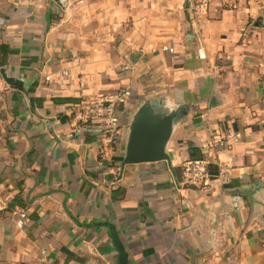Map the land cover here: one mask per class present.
<instances>
[{
	"label": "crops",
	"instance_id": "crops-1",
	"mask_svg": "<svg viewBox=\"0 0 264 264\" xmlns=\"http://www.w3.org/2000/svg\"><path fill=\"white\" fill-rule=\"evenodd\" d=\"M208 1L0 0V264H118L108 226L129 264H264V0ZM152 100L170 163L124 166ZM196 158L229 182L185 185Z\"/></svg>",
	"mask_w": 264,
	"mask_h": 264
},
{
	"label": "water",
	"instance_id": "water-1",
	"mask_svg": "<svg viewBox=\"0 0 264 264\" xmlns=\"http://www.w3.org/2000/svg\"><path fill=\"white\" fill-rule=\"evenodd\" d=\"M7 84L23 90V83L2 73ZM182 119V113L167 110L158 100L142 105L136 112L127 139L123 165L170 163L167 145L171 139L174 126ZM110 235L119 257L118 264H129L127 253L116 231L108 226Z\"/></svg>",
	"mask_w": 264,
	"mask_h": 264
},
{
	"label": "built area",
	"instance_id": "built-area-1",
	"mask_svg": "<svg viewBox=\"0 0 264 264\" xmlns=\"http://www.w3.org/2000/svg\"><path fill=\"white\" fill-rule=\"evenodd\" d=\"M192 6L194 11L198 10H206L209 6L208 0H202L199 3H196L192 0ZM171 51V49H170ZM173 51V50H172ZM198 57L201 60L206 59L205 51L202 49L198 50ZM129 67H126V70H129ZM124 97L129 95V92H124ZM123 96L118 98V101L121 103L125 102V98ZM104 101L98 102L93 101L90 102L89 105H99L100 108L103 109L108 116L106 124V131L110 132L111 137L109 138V143L115 142L116 137L118 136V118L113 115V103L108 102V106H105ZM105 110V111H104ZM226 142L224 138H217L208 144V149L213 152V156L216 157L217 149L225 148ZM211 163L207 159H198V160H190L183 165V176L182 181L185 185L192 186V187H206L210 184L212 178H216L221 181L223 184H227L229 182V178L226 172L221 171L216 176L211 174ZM216 167L220 168L219 164L216 163ZM3 211L2 206L0 205V215Z\"/></svg>",
	"mask_w": 264,
	"mask_h": 264
},
{
	"label": "trees",
	"instance_id": "trees-1",
	"mask_svg": "<svg viewBox=\"0 0 264 264\" xmlns=\"http://www.w3.org/2000/svg\"><path fill=\"white\" fill-rule=\"evenodd\" d=\"M195 152H193V154H194ZM200 160V159H202V158H196V159H193V160ZM120 161H123V159H121ZM211 173H213V174H217L218 172L217 171H214L213 169H211Z\"/></svg>",
	"mask_w": 264,
	"mask_h": 264
}]
</instances>
